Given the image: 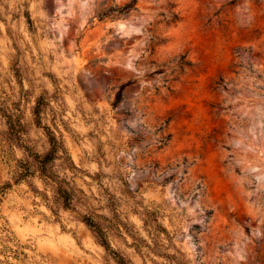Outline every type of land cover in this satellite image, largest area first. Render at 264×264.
Masks as SVG:
<instances>
[{
  "label": "rangeland",
  "instance_id": "374dc122",
  "mask_svg": "<svg viewBox=\"0 0 264 264\" xmlns=\"http://www.w3.org/2000/svg\"><path fill=\"white\" fill-rule=\"evenodd\" d=\"M113 1L0 0L8 260L264 264V0Z\"/></svg>",
  "mask_w": 264,
  "mask_h": 264
},
{
  "label": "trees",
  "instance_id": "16d2710c",
  "mask_svg": "<svg viewBox=\"0 0 264 264\" xmlns=\"http://www.w3.org/2000/svg\"><path fill=\"white\" fill-rule=\"evenodd\" d=\"M138 0H129L128 2L124 3L123 5H118L113 1V4L109 6H105L102 8L98 13L97 17L99 20H104V19H118L121 17H128L131 15L132 12H137L138 11ZM173 18L176 19L177 15L174 14ZM124 85L120 87L119 91L116 94V100H120L121 94H122V89ZM35 114L38 116V105L35 107ZM49 139L51 143V150L49 153H47L42 161H41V167L46 168V165L52 161L54 158V155L58 151V147L56 146V141L55 139L49 134ZM9 185H4L3 187H7ZM86 223L90 226H93L92 223H90L88 220H86ZM9 231L5 227V225L0 226V253L5 255L6 261L5 264H15L12 263L8 260L9 257L14 258L18 261H23L25 258V253L23 251H18V250H13L11 247H9L6 242L10 240L9 236ZM97 235L101 241V244L105 247L106 250H110L109 245L107 244L102 232L100 230H97ZM118 264H125L123 259H118Z\"/></svg>",
  "mask_w": 264,
  "mask_h": 264
}]
</instances>
